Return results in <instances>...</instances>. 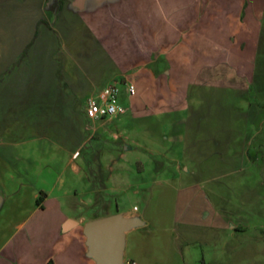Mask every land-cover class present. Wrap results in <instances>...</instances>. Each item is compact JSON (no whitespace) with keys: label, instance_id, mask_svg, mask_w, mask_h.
<instances>
[{"label":"crops","instance_id":"0c3cea01","mask_svg":"<svg viewBox=\"0 0 264 264\" xmlns=\"http://www.w3.org/2000/svg\"><path fill=\"white\" fill-rule=\"evenodd\" d=\"M220 69L240 72L251 97L243 126L216 129L224 137L212 145L223 154L210 162L211 195L199 190L194 163L173 158L138 203L120 209L117 147L107 149L108 160L83 150L98 130L109 132L98 120L126 111L90 119L88 98L123 75L120 92L132 84L135 94L139 75L186 84ZM183 118L153 115L146 133L181 152ZM224 173L232 177L219 184ZM239 195L242 203L233 201ZM257 199H264V0H0V264H98L85 226L115 213L132 222L120 264H205L203 244L217 250L224 236L264 231V208L251 209ZM68 218L77 224L64 230ZM260 233L242 247L243 264L250 252L261 262Z\"/></svg>","mask_w":264,"mask_h":264},{"label":"rangeland","instance_id":"374dc122","mask_svg":"<svg viewBox=\"0 0 264 264\" xmlns=\"http://www.w3.org/2000/svg\"><path fill=\"white\" fill-rule=\"evenodd\" d=\"M223 71L220 69L212 73V78L211 76L208 78L209 71H204L202 79L191 78L186 84L173 80L159 83L158 80L154 81L139 75L134 78L136 93L132 95L127 94L125 87L121 85L119 100L126 107V112L119 118H114L112 122L105 119L98 120L97 122H103L101 126L107 128L109 132L98 130L94 138L87 141L83 150V154L86 155L105 154L108 160L110 150L107 149L117 147L116 160L123 167L121 174L123 189L118 198L120 209L131 203H138L135 200L141 199L145 183L152 177L166 175L165 173L170 171L169 164L173 158L194 163L191 168L202 172L198 174L200 178H203L199 190L203 194L211 195L210 187L214 181L210 175V162L216 159L217 155L223 154L220 150H214L213 143L218 137H224L219 132L218 135L216 129L243 126L244 117L250 111L248 103L251 96L249 93L245 94L247 89L244 90L240 72ZM190 74L192 76L193 72ZM126 80L128 79H125L123 75L122 78H113L108 85L113 84L119 88L118 84ZM164 113L186 118H183L185 126L182 143L176 145L181 147V152L174 150L175 147L161 148L162 146L155 144L146 133L149 129V121H152L150 118ZM151 124L150 127H152ZM111 131H116L117 135L111 134ZM96 148L103 150L97 152ZM120 151L123 153L121 157H119ZM227 153L232 152L227 151ZM109 171L107 167L106 172L109 173ZM242 173L241 170L235 175H242ZM228 177H232V174L224 173L218 177V181H226ZM134 189L138 190L139 196L134 195ZM242 199L239 195V198H234L233 201L242 203L244 201ZM245 205L248 206L247 200ZM260 206L261 209L264 208V199L251 200V209L257 211ZM257 217L252 215L250 221L258 222ZM259 233L258 229H247L246 232L235 233L234 236L226 239L224 236L220 238L217 250L212 248L213 246L203 244L205 264H243L242 247L248 243L254 245V236ZM260 234L263 235L264 231ZM215 251L220 253L215 255ZM249 255L251 261L246 264H264V256L260 258L261 262L257 263L253 262L257 254L250 252Z\"/></svg>","mask_w":264,"mask_h":264},{"label":"water","instance_id":"95a60500","mask_svg":"<svg viewBox=\"0 0 264 264\" xmlns=\"http://www.w3.org/2000/svg\"><path fill=\"white\" fill-rule=\"evenodd\" d=\"M131 223L130 220L123 218L118 213L96 218L86 223L85 231L98 264H120L122 236ZM76 224V220L68 218L63 229L67 230Z\"/></svg>","mask_w":264,"mask_h":264},{"label":"built area","instance_id":"2783aa9c","mask_svg":"<svg viewBox=\"0 0 264 264\" xmlns=\"http://www.w3.org/2000/svg\"><path fill=\"white\" fill-rule=\"evenodd\" d=\"M128 94H134V86H127ZM126 111L119 101V88L113 84L105 86L100 92L87 100L85 115L90 119H100L123 114ZM76 152L75 155H77Z\"/></svg>","mask_w":264,"mask_h":264},{"label":"trees","instance_id":"16d2710c","mask_svg":"<svg viewBox=\"0 0 264 264\" xmlns=\"http://www.w3.org/2000/svg\"><path fill=\"white\" fill-rule=\"evenodd\" d=\"M40 199H41V197H39V198L37 199V203H39Z\"/></svg>","mask_w":264,"mask_h":264}]
</instances>
